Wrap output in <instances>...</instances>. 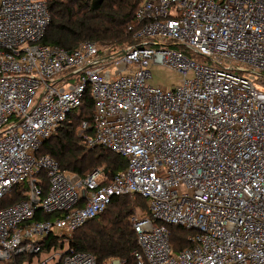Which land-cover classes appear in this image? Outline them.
I'll list each match as a JSON object with an SVG mask.
<instances>
[{
  "label": "built area",
  "instance_id": "2783aa9c",
  "mask_svg": "<svg viewBox=\"0 0 264 264\" xmlns=\"http://www.w3.org/2000/svg\"><path fill=\"white\" fill-rule=\"evenodd\" d=\"M135 17L138 42L114 57L92 41L42 44L46 1L0 0V198L27 187L0 209V261L100 264L68 238L114 196L139 193L151 216L132 217L137 264H264V0H139ZM152 64L182 83H148ZM88 89L93 125L76 133L127 159L111 179L38 155ZM167 225L192 230V245L175 251ZM49 235L63 240L47 248Z\"/></svg>",
  "mask_w": 264,
  "mask_h": 264
},
{
  "label": "trees",
  "instance_id": "16d2710c",
  "mask_svg": "<svg viewBox=\"0 0 264 264\" xmlns=\"http://www.w3.org/2000/svg\"><path fill=\"white\" fill-rule=\"evenodd\" d=\"M51 14V22L41 40L42 44L58 45L68 50L77 48L85 41L99 45L100 50L116 57L123 49L138 42L136 30L141 23L136 21L139 0H45ZM133 26V29L129 27ZM182 48L179 45H173ZM94 99L89 89L83 102L71 111L57 131L40 146L38 155L50 154L63 170L86 177L95 170L102 169L111 179L117 172L126 169L127 159L103 145L90 146L84 137L77 135L78 126L83 121L93 125ZM88 134H93V129ZM44 184L47 175L42 173ZM25 184L15 185L2 198L0 209L25 198ZM141 208L144 216H151L147 198L139 193L116 195L108 207L94 218L89 219L68 238L75 251L93 254L98 263L119 257L125 264H137L136 252L140 250L132 217ZM59 213L39 211L42 219H53ZM161 224V222L157 221ZM171 232V243L175 251L192 245V230L177 225H167ZM62 238L47 236L48 248ZM63 240V239H62ZM0 264H10L0 261Z\"/></svg>",
  "mask_w": 264,
  "mask_h": 264
},
{
  "label": "rangeland",
  "instance_id": "374dc122",
  "mask_svg": "<svg viewBox=\"0 0 264 264\" xmlns=\"http://www.w3.org/2000/svg\"><path fill=\"white\" fill-rule=\"evenodd\" d=\"M151 71L153 77L149 79L148 83L155 86L176 87L182 83L184 76L178 70L164 64H152ZM188 76L193 77V73L189 72ZM137 211L145 214L141 208H138ZM52 263L53 261L50 262V264Z\"/></svg>",
  "mask_w": 264,
  "mask_h": 264
}]
</instances>
